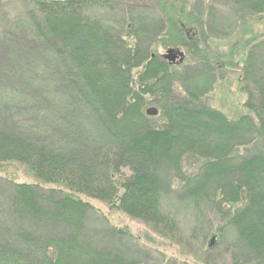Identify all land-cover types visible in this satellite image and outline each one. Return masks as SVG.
I'll list each match as a JSON object with an SVG mask.
<instances>
[{
	"label": "trees",
	"instance_id": "obj_1",
	"mask_svg": "<svg viewBox=\"0 0 264 264\" xmlns=\"http://www.w3.org/2000/svg\"><path fill=\"white\" fill-rule=\"evenodd\" d=\"M30 1L0 38V164L39 183H12L1 201L0 264H142L128 230L97 232L116 248L88 239L92 217L107 221L89 201L172 237L167 190L216 211L207 239L233 231L232 264H264V38L247 44L246 113L230 119L195 94L177 98V65L152 55L157 43L179 48L177 0ZM234 2L264 14V0Z\"/></svg>",
	"mask_w": 264,
	"mask_h": 264
},
{
	"label": "rangeland",
	"instance_id": "obj_2",
	"mask_svg": "<svg viewBox=\"0 0 264 264\" xmlns=\"http://www.w3.org/2000/svg\"><path fill=\"white\" fill-rule=\"evenodd\" d=\"M176 5L179 11L183 10V14L179 15L184 17L183 20L179 19L182 28L179 37L176 36L179 41L173 40L179 42V48H167L157 43L152 55L163 59L169 49L181 51L184 61L176 64L179 71L177 98L185 99L188 94H195L228 118H239L246 113L242 73L246 55L251 50L247 44L249 40L264 38V14L241 11L234 0H177ZM32 8L30 0H0V38L4 31L17 30V25ZM197 28L202 30L197 32ZM205 61L215 69L214 76L210 77L208 72L202 70L199 63ZM3 92L7 93L6 90ZM153 107L158 109L157 106ZM12 183L39 182L24 165L0 164V205L10 194ZM89 202L107 221L99 216L92 217L88 229L95 235L88 239L100 247L108 245L109 248H116L114 243L107 244L98 231L108 225L128 230L139 248L135 251L128 249V254L142 264H162L170 259L199 264H232L237 253L235 234L231 230L221 240L216 237L207 239L222 225L216 211L198 209L168 190L163 209L179 223V230L172 237L157 235L149 227L98 201ZM4 210V207L0 208V219L10 221L5 217L8 215ZM0 238L5 240L1 232ZM210 243L213 244L212 250H209Z\"/></svg>",
	"mask_w": 264,
	"mask_h": 264
},
{
	"label": "water",
	"instance_id": "obj_3",
	"mask_svg": "<svg viewBox=\"0 0 264 264\" xmlns=\"http://www.w3.org/2000/svg\"><path fill=\"white\" fill-rule=\"evenodd\" d=\"M163 59L170 64H181L184 61V54L179 50L169 49L167 54L163 56ZM158 113V109L154 107L147 110V115L151 117L158 115Z\"/></svg>",
	"mask_w": 264,
	"mask_h": 264
}]
</instances>
